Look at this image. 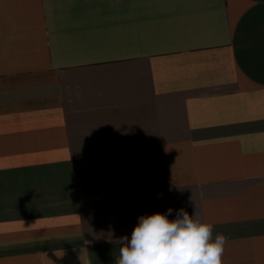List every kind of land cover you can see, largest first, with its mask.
Listing matches in <instances>:
<instances>
[{
	"label": "crops",
	"instance_id": "obj_1",
	"mask_svg": "<svg viewBox=\"0 0 264 264\" xmlns=\"http://www.w3.org/2000/svg\"><path fill=\"white\" fill-rule=\"evenodd\" d=\"M169 208L264 264V0H0V264H115Z\"/></svg>",
	"mask_w": 264,
	"mask_h": 264
},
{
	"label": "clouds",
	"instance_id": "obj_2",
	"mask_svg": "<svg viewBox=\"0 0 264 264\" xmlns=\"http://www.w3.org/2000/svg\"><path fill=\"white\" fill-rule=\"evenodd\" d=\"M167 213L141 215L131 238L118 240L119 256L115 264H222L227 238L217 234L213 224L181 208L174 219Z\"/></svg>",
	"mask_w": 264,
	"mask_h": 264
}]
</instances>
